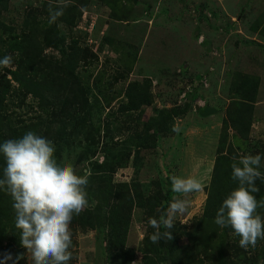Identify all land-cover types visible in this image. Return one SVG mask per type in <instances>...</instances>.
I'll list each match as a JSON object with an SVG mask.
<instances>
[{"label": "rangeland", "instance_id": "374dc122", "mask_svg": "<svg viewBox=\"0 0 264 264\" xmlns=\"http://www.w3.org/2000/svg\"><path fill=\"white\" fill-rule=\"evenodd\" d=\"M70 1L80 3V0ZM132 1L121 0L118 9L124 10L119 13L107 2L95 1L88 10H83L73 28L58 26L68 45L75 40L88 52L87 60L78 72L100 95L102 102L94 121L97 124L101 121L104 141L134 151L137 148L132 138H138V132H143L145 123L156 110L184 106L188 103L186 93L193 97L200 95V98L195 101V111L180 114L174 121L179 133L160 139L154 151L140 149L143 159L139 172L133 168V159H128L114 174L115 184L138 180L141 185L140 191L134 194L135 209L124 249L121 250L113 240L110 242L107 230L105 233L83 231L72 220V259L68 264H234L236 249L229 247L224 251L217 248L211 256L208 247L200 251L193 249L187 256L183 251L193 248L194 238L189 239L188 233L204 232L208 225L205 212L209 186L223 144L226 147L235 144L238 158L261 155L259 170L264 175V0H138V4L136 0ZM54 3L56 0H8L1 20L19 28L30 12L38 10L47 16L48 7ZM42 19L48 21L46 17ZM255 21L259 22V28L253 31ZM45 54L61 57L55 48L46 50ZM92 54L97 59L92 58ZM12 56L14 63L15 56ZM234 73L257 76L261 81L252 131L245 143L240 134L228 128L225 120L239 79ZM147 80L152 85L154 106L146 108L141 121L138 113L119 111L125 101L127 85L131 81ZM7 104L12 117L23 121L38 115L34 108L37 101L31 97L26 100V105L33 106L31 108L10 107L9 100ZM198 112L211 113L205 117ZM51 124L56 131L63 130L61 120ZM51 141L55 152L61 148V136ZM59 153L63 156L62 164L71 165L80 174L85 171L88 163H79L82 152L78 148L74 156L63 150ZM172 176H192L203 186V191L183 197L190 201L188 213L177 216L170 229L180 250V256L175 260L167 251V246L175 240L162 236L158 243H153L150 236L157 229L148 223L151 217L159 222L173 199V193L169 198L166 196ZM160 184L162 193L158 191ZM155 196H160L161 200L151 216L152 213L146 210V199ZM159 231L163 234L169 230L161 226ZM16 235L18 243L13 245L8 259L1 256V261L3 264H31L27 249L20 243L18 230ZM230 236L234 237L233 234ZM6 241L3 242L5 248ZM233 241L231 238L228 243ZM260 243L264 245V239L257 241L258 245ZM257 244L246 251H251L244 257L248 264H264V255L254 251Z\"/></svg>", "mask_w": 264, "mask_h": 264}, {"label": "trees", "instance_id": "16d2710c", "mask_svg": "<svg viewBox=\"0 0 264 264\" xmlns=\"http://www.w3.org/2000/svg\"><path fill=\"white\" fill-rule=\"evenodd\" d=\"M95 1L99 0H80V3L69 0L64 15L51 25L42 19V17H46L48 20V11L45 10L47 16L38 10L32 11L24 19L22 25L16 28L1 20V13L7 9L8 0H0V58L10 54L15 56L13 69L0 70V144L6 140L22 138L28 131H34L50 141L61 136L63 143L61 148L55 152V158L59 163L63 157L59 151L63 150L69 152L70 156H74V151L78 148L82 152L79 163L87 162L88 165L85 171H82L81 174L76 172V174L85 175L87 173L89 177L87 199H89L90 206L85 207L80 215L74 216L73 222L83 231L105 233L107 230L110 242L113 240L114 244H118L122 250L128 226L132 221V211L135 209L134 194L140 191L141 185L138 180L115 184L114 174L122 168L128 159H133V168L134 170L138 169L139 172L143 159L140 149L156 150L160 139L174 133V121L178 115L185 114L187 111L188 113L195 111V101L200 98V95L193 97L192 94L186 93L188 103L179 108L154 109L156 113L145 123L143 132H138L137 139L132 138L134 146L137 148L134 151L127 147L119 148L104 141L101 121L98 124L94 121L95 112H99L102 102L100 95L95 92L90 83L84 82L82 75L78 72L87 60L88 52L79 47L75 40L68 45L66 36H62L59 30L60 25L73 28L80 20L83 10H88ZM100 1L107 2L108 6L112 7L116 13L124 10L118 9L121 0ZM137 2L138 0H136ZM55 4L52 6L55 7ZM254 25L253 31L259 28V22L255 21ZM51 48L58 49L61 57L46 55V50ZM130 55L135 56L131 53ZM92 58L97 59L94 54H92ZM86 64L88 66L89 63ZM244 74L234 73L239 79H236L233 89L235 97H233L230 107L227 108L225 120L228 128H232L238 135L240 134L241 136H239L245 143L252 131L261 81L257 76ZM29 97L37 101V106L34 107L37 108L36 112L38 111L37 117L29 121L12 117L7 101L9 100L10 107L17 105L18 107L31 108L33 106L26 105V100ZM124 99V103L119 106L118 110L126 114L138 113L141 121L146 108L154 106L152 85L148 80L131 81L126 87ZM198 113L207 117L211 112ZM56 120H61L62 131H56V127H52L51 122L54 123ZM104 134L107 133L104 132ZM63 136L68 138L63 139ZM135 137H137V133ZM233 156H236L237 160L239 159L235 144H228L227 147L223 144L209 186L205 212L208 225H205L204 232L197 230L188 233L189 239L194 238L193 248L190 251L188 248V250H184L185 256L193 249L200 251L208 247L211 256L214 255L217 248L224 251L226 247H229L236 249L237 261L234 264H248L247 260L244 261V257L251 253V251L246 252L251 250V246L247 249L241 248L239 246L240 237L230 236L233 234L230 227L221 228L214 223L216 213L223 201L239 186L238 182L231 179L230 165L233 162ZM4 167L5 161L3 155L0 154V178H3ZM256 186L259 191L253 195L260 201L264 199V179H257ZM162 190L163 187L160 184L158 191L162 193ZM171 193L169 187L167 198ZM160 200V196L146 199V210L149 214L152 213L151 216L156 206L160 204ZM12 203L7 192L0 189V257L5 256L7 259L14 248L13 245L19 241L16 235L15 211ZM257 214L264 216V208H258ZM6 234L10 236L5 237ZM231 238L235 241L229 244L228 240ZM5 240L8 242L6 248L3 243ZM172 240L175 241L170 242L167 251L170 257L175 260L180 256V250L177 247V238L174 237ZM258 247L256 246L254 249L255 253L264 255L263 243H260ZM162 260H165L164 257ZM214 262L216 263L215 256ZM221 262H225L224 258H221ZM0 264H3L1 258Z\"/></svg>", "mask_w": 264, "mask_h": 264}, {"label": "clouds", "instance_id": "9594fccd", "mask_svg": "<svg viewBox=\"0 0 264 264\" xmlns=\"http://www.w3.org/2000/svg\"><path fill=\"white\" fill-rule=\"evenodd\" d=\"M69 0H56L55 7H48V23L55 24L64 15ZM13 56L0 58V70H11ZM179 133L178 127L173 128ZM5 167L0 178V189L11 197L15 211V228L20 234V243L27 249L31 264H68L72 259L70 251L72 233L70 224L88 205L86 188L87 173L77 175L69 164H62L55 158V145L34 131H28L22 138L6 140L0 144ZM231 179L238 187L223 201L216 213L214 223L221 228L230 227L240 237L239 246L255 247L264 239V219L257 214L264 208V199L258 201L253 193L259 191L257 179H264L259 171L261 155H244L237 160L233 156ZM173 199L159 222L149 218L148 223L157 229L150 239L158 243L162 236L172 239L177 216L188 213L190 201L183 198L203 191L199 179L189 176H172ZM161 226L169 231L161 234Z\"/></svg>", "mask_w": 264, "mask_h": 264}]
</instances>
